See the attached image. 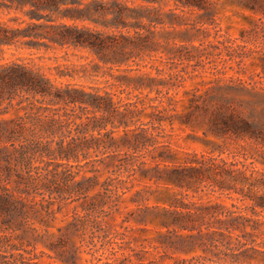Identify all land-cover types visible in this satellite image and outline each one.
Instances as JSON below:
<instances>
[{"label":"trees","instance_id":"obj_1","mask_svg":"<svg viewBox=\"0 0 264 264\" xmlns=\"http://www.w3.org/2000/svg\"><path fill=\"white\" fill-rule=\"evenodd\" d=\"M173 3L162 15V0H0V58L18 49L36 55L0 61V264H56L41 261L47 250L62 264H79L84 242L96 239L124 248L130 235L112 231L105 216L119 213L130 191L137 201L136 186L150 181L162 187V206H145L139 221L162 226L154 246L162 247V264H264V59L250 57L261 48L243 39L245 31L255 40L264 32V0L240 1L251 24L243 42L216 29L212 68L238 76L186 89L185 97L169 94L185 87L178 73L162 80V67L152 64L155 75L127 73L162 51V23H183L174 9L215 23L211 0ZM56 47L86 49L95 70L125 74L108 85L84 84L63 80L74 69L58 63L47 65L52 77L35 59ZM250 64L262 71H248ZM127 86L148 92L123 97ZM164 120L201 129L190 137L205 150L160 143Z\"/></svg>","mask_w":264,"mask_h":264},{"label":"rangeland","instance_id":"obj_2","mask_svg":"<svg viewBox=\"0 0 264 264\" xmlns=\"http://www.w3.org/2000/svg\"><path fill=\"white\" fill-rule=\"evenodd\" d=\"M214 10H215V23H204L203 25L199 21V12H186L183 13L179 9H174V11L182 15L183 23H162V33H158L160 39H162V51L153 53L155 59L145 58L147 66H141L139 70L127 72L129 76H136L144 72H148L151 75H155L156 71L150 65H155L162 67V80L168 78L169 73H178L185 77V87H174L170 89L169 94L173 93L174 90H179L177 97L184 96V90L190 89L194 86L199 87L201 90L206 88H212L218 84H223L227 81V78L231 75L234 77L238 76L235 70H227L225 75L221 73H216L215 69L212 68L213 63H217L218 59L214 53L217 52L214 49V45L220 38L217 35L216 29H220V33L228 35L231 38H237L239 42H243L241 38L242 30H248L251 27L249 18H245L249 11L243 9L240 5L241 0H211ZM173 0H162V15H165L169 8H174ZM243 39H250L247 42V46L251 49L261 48L259 53L254 51H249L251 56L261 55L264 59V32L261 36L255 40L252 37H248L245 31ZM257 45V46H256ZM248 49V50H251ZM29 50L18 49L15 54L6 53L1 58L0 61L14 60L16 58H21L24 62H32L30 58H35L36 55H29ZM40 53H44L41 50ZM56 56L48 58L47 56ZM185 55H191L192 58L186 59ZM209 57L213 59L210 62ZM246 58L248 62L249 58ZM94 55L86 49H79L74 47H56L51 48L45 52L44 58H36L35 61L45 65L42 68L43 71L50 74L52 77L55 70H49L47 65H55L58 63L68 64L71 69H74L75 76L73 78H63V80H72L84 84H99L108 85L111 82H118V76L125 74L124 71H119L116 69H108L106 66H101L95 70L93 68ZM249 64V63H248ZM248 71H262L261 66L254 64L247 65ZM264 68V67H263ZM264 75V72H261ZM247 79L256 80L257 75L243 76ZM264 86V77H262V83L259 84ZM255 89L260 90L259 86ZM165 91H167V86L162 84V95L163 99H166ZM147 89L138 90L130 86H127L124 92L121 94L123 97L129 96L134 97L135 94L144 95L147 93ZM156 93L154 91L150 92L148 97H154ZM185 97V96H184ZM177 107H181V104H177ZM144 121H147L146 119ZM197 132L198 135L202 134V130L194 131L188 126H181L176 121L169 123L167 120L162 121V136L158 137L160 143L169 142L174 148L185 149V150H205L204 145L190 137L191 133ZM226 155V154H224ZM149 157V154L147 155ZM104 169V174L109 173ZM148 185H137L136 188L142 190V195L137 201L132 200L133 197H137L133 191L125 194L123 201L119 204L120 212H114L105 216L107 220L106 224L112 225L111 230L115 229L119 231H124L130 236H126L125 239H130L131 243L120 242V245L124 248H120L119 244L114 242L104 243L101 239H96L95 244L85 241L82 245V250L79 252L81 259L79 264H96L98 258L99 263L105 260H113L114 258L120 259L125 255L129 257L125 260V264H137L139 261L144 263H159L162 264V247H157L155 244L157 237H162L158 233V230L162 226L155 225L150 222L139 221L140 215L142 214V209L145 206L150 208L161 207L162 206V187L156 184L147 182ZM77 204L73 202L69 206ZM128 218L129 220L122 219ZM89 235V233L87 234ZM118 236H121L119 234ZM89 239V237H88ZM120 241L121 238L117 237ZM39 246L37 249L40 253ZM117 250V251H116ZM45 255L40 259L44 263L55 262L56 264H62L56 261L55 258L49 257L47 254L51 251H45Z\"/></svg>","mask_w":264,"mask_h":264}]
</instances>
